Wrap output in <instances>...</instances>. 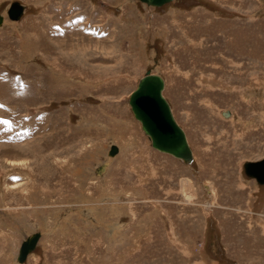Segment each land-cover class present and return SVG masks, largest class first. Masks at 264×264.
I'll list each match as a JSON object with an SVG mask.
<instances>
[{
    "label": "rangeland",
    "instance_id": "374dc122",
    "mask_svg": "<svg viewBox=\"0 0 264 264\" xmlns=\"http://www.w3.org/2000/svg\"><path fill=\"white\" fill-rule=\"evenodd\" d=\"M0 15V264L33 233L22 264H264V184L243 172L264 158V0H0ZM146 72L189 165L130 113Z\"/></svg>",
    "mask_w": 264,
    "mask_h": 264
},
{
    "label": "water",
    "instance_id": "95a60500",
    "mask_svg": "<svg viewBox=\"0 0 264 264\" xmlns=\"http://www.w3.org/2000/svg\"><path fill=\"white\" fill-rule=\"evenodd\" d=\"M138 1L146 6L160 7L172 0ZM22 11V5L11 2L5 11V15L10 21H16L21 16ZM162 88L161 79L146 72L138 80L134 90L128 95L127 104L130 113L133 119L139 123L141 132L149 140L150 147L153 150L168 154L183 164L189 165L191 156L184 134L171 116L169 106L161 95ZM154 114L158 116L160 121L155 125L151 122ZM158 126H160V129ZM115 152L116 148L111 145L107 155L113 156ZM243 172L246 177L254 179L258 184H264V158L256 162L244 163ZM38 238L39 235L33 233L21 241L15 258L17 263L24 261L26 255L34 249Z\"/></svg>",
    "mask_w": 264,
    "mask_h": 264
},
{
    "label": "bare ground",
    "instance_id": "6f19581e",
    "mask_svg": "<svg viewBox=\"0 0 264 264\" xmlns=\"http://www.w3.org/2000/svg\"><path fill=\"white\" fill-rule=\"evenodd\" d=\"M23 6V5H22ZM148 7H151V6H148ZM22 13H23V11H22ZM22 15V14H21ZM0 17H1V22H0V26L2 25V24H4V18H3V16L2 15H0ZM148 74H150V75H156V74H151L150 72H147ZM156 76H158L160 79H161V81H162V83H163V88H162V91H161V95L163 96V94H162V92H163V90H164V86H165V83H164V80L162 79V77H160L159 75H156ZM163 98H164V96H163ZM165 99V98H164ZM166 101V100H165ZM209 102V101H208ZM166 103L168 104V102L166 101ZM168 106H169V104H168ZM169 109H170V107H169ZM170 113H171V110H170ZM171 116H172V113H171ZM173 117V116H172ZM223 117L225 118V119H227L228 118V113H227V115H225V114H223ZM173 120H174V118H173ZM152 122V124H157L158 122H160L159 120H158V116L156 115V114H154V116H153V120L151 121ZM174 122H175V120H174ZM176 123V122H175ZM178 125V124H177ZM159 127V129H160V126H158ZM165 128V127H164ZM164 128H162L163 130H165ZM179 128H180V126H179ZM181 129V128H180ZM182 130V129H181ZM182 132H183V134H184V138H185V142H186V145H187V147H188V149H189V152H190V156H191V161H190V163L193 161V157H192V151H191V149H190V146H189V144H188V142H187V138H186V135H185V133H184V131L182 130ZM112 146H114L115 148H116V152H115V154L114 155H116L117 153H118V150H119V148L117 147V146H115V145H112ZM114 155L112 156V157H114ZM168 155V154H167ZM111 157V156H110ZM189 163V164H190ZM246 163V162H245ZM247 163H250V162H247ZM105 165H107V164H105ZM105 168H106V166H103V167H101V169L97 172V174L98 175H101L104 171H105ZM250 179H252V178H250ZM254 180V179H253ZM255 181V180H254ZM256 182V181H255ZM257 183V182H256ZM258 184V183H257ZM38 235H39V237H40V234L39 233H37ZM39 239V238H38ZM36 244H37V242H36ZM36 244H35V246H36ZM35 248V247H34ZM33 251V250H32ZM31 251V252H32ZM31 252H29L27 255H26V257H25V259L27 258V256L31 253ZM25 259H24V261H25ZM23 261V262H24ZM23 262H21V263H19V264H22Z\"/></svg>",
    "mask_w": 264,
    "mask_h": 264
}]
</instances>
